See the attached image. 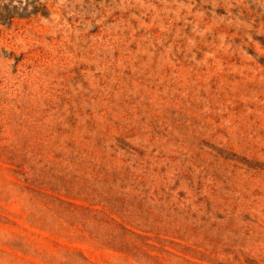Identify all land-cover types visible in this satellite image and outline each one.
<instances>
[{"label":"rangeland","instance_id":"374dc122","mask_svg":"<svg viewBox=\"0 0 264 264\" xmlns=\"http://www.w3.org/2000/svg\"><path fill=\"white\" fill-rule=\"evenodd\" d=\"M0 264H264V0H0Z\"/></svg>","mask_w":264,"mask_h":264}]
</instances>
